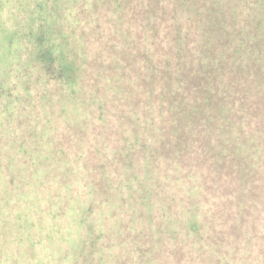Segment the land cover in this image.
Wrapping results in <instances>:
<instances>
[{
	"label": "trees",
	"instance_id": "16d2710c",
	"mask_svg": "<svg viewBox=\"0 0 264 264\" xmlns=\"http://www.w3.org/2000/svg\"><path fill=\"white\" fill-rule=\"evenodd\" d=\"M118 1L122 7L104 15L135 32L133 51L118 49L116 61L107 63L96 53L91 65L84 64V76L77 73V50L73 59L62 56V66L54 64L55 46L45 45L47 23L36 34L38 60L55 75L48 80L74 102L69 114L77 120L28 129L30 140L21 143L19 157L33 162L26 190L35 185L48 203L62 200L64 210L66 203H83L82 264H264V0ZM3 5L0 0V11ZM104 15L90 17L91 29L101 27ZM147 30L153 31L150 42L142 39ZM18 34L10 31L9 45ZM132 53L136 61L118 64L136 76L116 78L112 104L113 95H101L106 82L96 72L115 71L118 56ZM114 84L111 79L104 92ZM112 116L119 126L108 121ZM127 128L129 136L120 135ZM99 130L102 139L118 136L126 170L113 147L91 154L101 143ZM43 135L48 139L42 141ZM70 146L81 154H64ZM132 153L142 161L132 160ZM12 157L5 161L9 170ZM163 161L177 171L186 193L176 183L166 188L157 173ZM1 172L0 203H8L17 178ZM193 176L199 185L184 189L181 179ZM66 187L72 191L63 196Z\"/></svg>",
	"mask_w": 264,
	"mask_h": 264
},
{
	"label": "rangeland",
	"instance_id": "374dc122",
	"mask_svg": "<svg viewBox=\"0 0 264 264\" xmlns=\"http://www.w3.org/2000/svg\"><path fill=\"white\" fill-rule=\"evenodd\" d=\"M3 1V9L0 11L2 20L0 24V146L2 145L3 149L0 152H2L3 160L6 157L5 161L10 156L15 157L11 164L14 165L12 170L17 175V182L8 188L7 193L15 196L17 203H0V264H77L79 262V245L86 230L85 224L82 223V215L78 213L81 211L80 207L83 203L75 201L66 203L64 210L62 200L57 203L55 201L48 203V198L41 196L35 185L31 184V188L26 190L27 186H24V181H28L30 178L25 174L34 171L31 168L33 162L30 159L26 163L19 158L22 153L21 143L30 140L28 129L33 130V127H39L44 123L53 127L64 126L65 122L69 124L77 120L76 117L69 114L70 109L76 108L74 102L67 93H63L57 87L59 86L57 82L48 80L50 77L54 78L55 75L48 74L38 60L36 34H40L42 25L47 23L44 28L45 45L47 47L55 46L52 59L54 64L58 67L62 66V56L69 55L73 59L74 50H77L79 55L76 62L79 67L77 73L80 74L82 71L81 76H84V64L91 65V62L98 56L95 55L96 53H102V61L105 63L113 57L116 61L115 54L118 49L128 47L129 53H131L133 51L131 37L135 35V32L128 27L127 23L124 25L125 29L121 30L118 25L120 19L118 22H111L106 18V16H112L119 6L122 7V2L118 0H106L107 2L105 0ZM131 4L133 6L134 1H131ZM130 9L127 7V10ZM99 11L106 16H101V27L98 30H93L90 26V17L95 18ZM12 29H16L19 34L17 38L13 39V44L9 45L7 37ZM149 31L147 30L145 35L143 34L144 42H150L153 31L152 33ZM91 34L96 35L91 36ZM127 35L130 37L127 41L130 42L129 45L124 39V36ZM103 45H105L104 48ZM150 45L147 44V46ZM106 52H108L107 55H105ZM130 55L133 57V53L129 54L127 58H123L121 54L118 56L115 71L96 72L98 78L101 77L106 82V87L111 79L115 81V88L107 89L108 93L104 92L106 87L102 88V92L100 91L101 95L105 97L113 95L112 104L117 94L116 78L128 75L129 77L136 76L131 70L127 72L118 64V61H122L124 64L127 61H136ZM57 72L59 74L60 71ZM127 109L132 110V106ZM117 118L112 116L108 121L119 126ZM80 120L82 121L83 118ZM101 120L103 121V119ZM101 120L97 123L93 122L90 128H93L95 124L100 126ZM68 133L73 138L78 135L73 130H69ZM88 133L91 134L89 129ZM129 134L130 129L127 128L126 132H122L120 135L126 137ZM54 136L58 137L57 134ZM101 136L102 131L99 130L96 133V138L101 140V143L96 146V149L94 147L91 154H95L100 151L99 149L107 146L110 148L106 151L110 152L113 147L116 157L123 159L122 162H118L123 166L122 169L126 170L124 165L126 158L120 157V147L122 146H120L118 136L115 137L117 138L115 141L107 140V138L102 139ZM41 139L42 141L47 140L48 137L43 135ZM37 153L42 152L38 151ZM64 154L78 156L81 152L73 150L70 146V149L65 150ZM130 156L135 162L142 161L139 153H132ZM80 161L82 160L75 161L76 169H78ZM36 168H38L36 174L39 175L41 168L40 166ZM176 172L165 161L157 170L158 174H163L166 188L172 182L177 184L180 193H186V190L179 187L174 176ZM19 175H22V183ZM200 182L199 177L194 176L191 179H181L184 189L191 185H199ZM71 186L74 187V185ZM68 190H71L70 187L62 190L63 196L69 194ZM85 190L86 188L82 190L80 187L82 197H86ZM51 198L54 199V196ZM213 203L217 202L214 200ZM261 218H264L262 214ZM79 264H82V257Z\"/></svg>",
	"mask_w": 264,
	"mask_h": 264
},
{
	"label": "flooded vegetation",
	"instance_id": "af4514ba",
	"mask_svg": "<svg viewBox=\"0 0 264 264\" xmlns=\"http://www.w3.org/2000/svg\"><path fill=\"white\" fill-rule=\"evenodd\" d=\"M3 163H4V168L6 169L5 171L3 170L2 172H1V175H5V174H8V173H11V171H12V173H14L13 172V170H12V168L9 170V169H7L6 167H5V161H3ZM9 170V171H8ZM14 175H15V177L17 178V175L14 173ZM25 176H26V174H25ZM19 178H20V181L21 182H23V178H22V175H19ZM28 179V178H27ZM1 187V186H0ZM3 190V189H2ZM10 197H11V199H10V201L8 202V203H17V199H16V197L15 196H13L12 194L10 195Z\"/></svg>",
	"mask_w": 264,
	"mask_h": 264
}]
</instances>
